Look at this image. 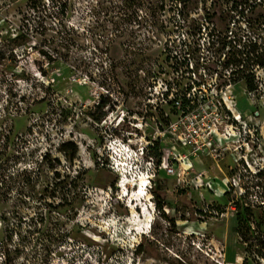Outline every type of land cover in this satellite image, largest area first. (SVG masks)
<instances>
[{
    "label": "rangeland",
    "instance_id": "obj_1",
    "mask_svg": "<svg viewBox=\"0 0 264 264\" xmlns=\"http://www.w3.org/2000/svg\"><path fill=\"white\" fill-rule=\"evenodd\" d=\"M0 2V264H264V0ZM192 116L221 122L197 157L168 130ZM120 140L188 155L144 234Z\"/></svg>",
    "mask_w": 264,
    "mask_h": 264
},
{
    "label": "built area",
    "instance_id": "obj_2",
    "mask_svg": "<svg viewBox=\"0 0 264 264\" xmlns=\"http://www.w3.org/2000/svg\"><path fill=\"white\" fill-rule=\"evenodd\" d=\"M3 5H4V2L3 3L0 2V7H3ZM21 33L23 35L26 32H21ZM2 44H3V38H2V34L0 33V46ZM187 97H189V95ZM223 101L225 103V100ZM189 105H193V102H190L189 98H187V100H184V102H181L180 100H174L172 102V107H175L177 110H180L182 112L180 117H182V115L186 113L185 110L187 111L190 110L191 106ZM229 111L232 112L231 110ZM235 120L237 121L236 118ZM220 123L221 122L219 121L216 123H209V122L206 123L204 120H201L200 122H198L196 120V116H192V119H189V118L180 119V122H177L176 124H170L168 130H169V133L173 136L170 139L180 142L183 148L190 146V148L193 149L192 150L193 155L197 157V154L203 151V148H205L207 144L206 142L211 141L213 138V135L220 134L218 131ZM223 135H225L226 137L227 135H230V134L226 130L225 134ZM113 145H115L117 148L119 147L118 152L120 154H125L126 157L130 159L134 157L133 159L135 160L136 164H140L138 159H141L144 169L142 168V170H140L136 176L133 175V178L134 177L135 178H140V177L146 178L145 180H146L147 187L150 189H152L151 183L154 182V179L156 178L157 173L160 171H163L167 176L174 175V174H177L178 176H182L184 174V171L182 170H180L179 173H176V166L179 165L181 167L180 162L187 158L188 156L187 154L183 155V154H180L179 152L170 150L168 151L167 156H163V155L160 156V162H155L154 157L152 155L154 144H151L150 146L151 148L147 150L145 157L142 156L143 152H141L142 158L138 157L139 155L132 148L131 144L125 143L123 140L118 141L116 144L113 143ZM120 169L125 174L127 172L129 176L128 178L129 180L131 178L130 177L131 173L129 174V171H124L122 165L118 166V170ZM261 171L262 170H259L258 172H256L254 176H256ZM123 176L125 177V175ZM124 177L123 179L120 180V182L124 180ZM125 179L127 178L125 177ZM138 191H139V188L136 192ZM204 211L205 210H199L201 215ZM209 213L210 214L213 213L216 216L219 215L218 210H211L209 211Z\"/></svg>",
    "mask_w": 264,
    "mask_h": 264
},
{
    "label": "bare ground",
    "instance_id": "obj_3",
    "mask_svg": "<svg viewBox=\"0 0 264 264\" xmlns=\"http://www.w3.org/2000/svg\"><path fill=\"white\" fill-rule=\"evenodd\" d=\"M226 106L229 110H233V106L229 100L226 102ZM127 174V172H126ZM125 177L127 179H125ZM124 180L119 184L118 188H121V194L123 197L129 198L131 201L128 204L129 212L131 214L130 222L133 224L134 229H137L139 233L144 234L146 228H151V224L153 221V215L151 212V207L145 203L143 200H148L147 193V184L146 178L140 177L136 178L135 180H128L129 176L125 175ZM129 186H137L139 188L138 192L130 194L127 190ZM143 197V198H142ZM136 203V204H135ZM137 209L139 211H137ZM141 226L146 227L144 230L141 229ZM141 229V230H140Z\"/></svg>",
    "mask_w": 264,
    "mask_h": 264
},
{
    "label": "trees",
    "instance_id": "obj_4",
    "mask_svg": "<svg viewBox=\"0 0 264 264\" xmlns=\"http://www.w3.org/2000/svg\"><path fill=\"white\" fill-rule=\"evenodd\" d=\"M249 8L251 9L252 7H249ZM235 9H236V11H238V9H237L236 7H235ZM250 9H248V10H250ZM245 10H246V9H242V8H241V9L238 11V14H239V15H242L243 12H244ZM248 87L251 88V89H252V87H253L252 84H251L250 82H249V84H248ZM104 104H105V102H103V104H101V105L104 106ZM67 146H68V144H67V143H66V144L64 143L62 147H63V148H67ZM259 175H261L260 172L257 174V176H259ZM260 257H261V258H264V255L261 254ZM243 264H248V257L244 258V260H243Z\"/></svg>",
    "mask_w": 264,
    "mask_h": 264
},
{
    "label": "flooded vegetation",
    "instance_id": "obj_5",
    "mask_svg": "<svg viewBox=\"0 0 264 264\" xmlns=\"http://www.w3.org/2000/svg\"><path fill=\"white\" fill-rule=\"evenodd\" d=\"M127 206V205H126Z\"/></svg>",
    "mask_w": 264,
    "mask_h": 264
}]
</instances>
